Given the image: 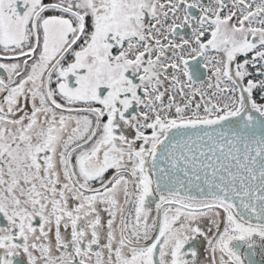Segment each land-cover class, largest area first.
<instances>
[{
  "label": "snow or ice",
  "instance_id": "6c2138e0",
  "mask_svg": "<svg viewBox=\"0 0 264 264\" xmlns=\"http://www.w3.org/2000/svg\"><path fill=\"white\" fill-rule=\"evenodd\" d=\"M0 264H264V0H0Z\"/></svg>",
  "mask_w": 264,
  "mask_h": 264
}]
</instances>
